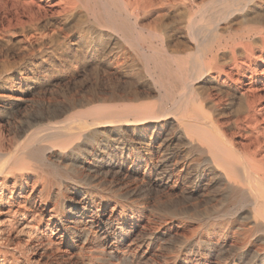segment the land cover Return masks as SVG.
<instances>
[{"label":"rangeland","instance_id":"1","mask_svg":"<svg viewBox=\"0 0 264 264\" xmlns=\"http://www.w3.org/2000/svg\"><path fill=\"white\" fill-rule=\"evenodd\" d=\"M33 1L44 11L37 13L33 7L37 15L36 21L31 22L30 11L22 6L15 8L12 0H0V96H7L0 100V153H11L15 142L35 134L40 125L67 122L87 109L159 105L158 97L150 92L149 77L142 72L143 61L138 52L127 44L117 51L104 39V45L85 39L80 30L87 25L81 23L85 18L67 24L57 15L56 0ZM207 1L215 7L220 0H204V4ZM201 3L196 1L190 15L196 14ZM250 9L253 11L242 17L221 21L218 34L223 39L235 40L251 31L254 68L258 58L264 57V0H257ZM148 16L140 17L137 25L148 30L158 27L157 33L165 39L164 50L173 53L179 40L180 58L194 53V43L185 32L172 36L164 30L177 17L165 13L156 22L154 14ZM207 27L213 29L214 25ZM59 28L62 30L58 31ZM255 30L263 33L255 34ZM65 35L67 38H63ZM144 39L142 45L148 53L162 49L161 39ZM221 52L219 62L223 64L230 49ZM246 76L243 82L247 85L231 84L240 90L232 97H223L221 111L206 112L234 145L243 140L245 133L243 117L234 112L240 92L249 97L254 90L261 97V103L257 101L255 106L260 109L259 123H264V91L260 90L264 77L256 71V84L250 86L249 74ZM194 86L199 93L207 92L204 82ZM97 95L101 99L94 100ZM226 100L234 104L230 106ZM190 113L185 115L186 120L193 117ZM197 114L203 118L199 111ZM237 118L240 122L236 125L232 121ZM98 131L89 144L77 141L81 145L78 152H45V158L57 168L54 172L48 168L39 171L47 182L49 196L46 203L39 202V182L32 193V212L25 215L29 218L36 213L39 217L31 222L38 228L34 235H28L26 229L20 231L25 221L21 215L10 218L4 213L8 202L30 192L36 176L27 175L29 184L21 195L17 187L8 183L0 206V249L7 255H0V264H246L249 256L244 261L238 257L240 251L231 237L218 239L205 233V214L218 208L225 196L221 186L205 171L200 154L189 151L186 142L179 138L182 131L172 119L143 129L123 126L117 131ZM70 170L76 171L81 180L65 178ZM55 179L61 180V184ZM6 218L14 220L13 227L7 226ZM213 222L216 224L219 219L215 217ZM200 238L214 245L198 243Z\"/></svg>","mask_w":264,"mask_h":264},{"label":"bare ground","instance_id":"2","mask_svg":"<svg viewBox=\"0 0 264 264\" xmlns=\"http://www.w3.org/2000/svg\"><path fill=\"white\" fill-rule=\"evenodd\" d=\"M196 1L56 0L57 15L63 18L67 24L74 21L81 22L82 18L86 19L81 22L83 25L87 24L86 27L75 25L78 28L81 27L79 29L85 34V39L97 40L96 42L100 45H104L106 41L117 51H121L123 44H127L139 53L143 61L142 72L149 77L150 92L158 97L159 105L133 107L132 104V107L122 109L108 106L87 109L86 112L66 120L67 122L40 125L37 127V131L35 130V134H30L28 138L15 142L16 147L11 153H0V206L3 200V191L7 190L9 182H11L10 187H17L16 190L20 194L24 187L29 184L27 175L31 173L36 176V179H32L30 192L26 196H20L17 201L8 202V208L6 212L4 211V214L10 218L21 215L22 219H25L24 226L20 231L26 229L28 235H34L38 232L37 226L32 224L34 219L39 218L36 213H31L29 218H25V215L31 211L32 193L39 182L42 184L39 202L44 204L49 196L46 189L47 182L41 177L42 175L40 176L39 171L42 168H48L54 172L57 167L50 163L48 157L45 158L46 151L55 153L67 149L71 153L78 152L81 145H77V141H80L82 145L89 144L97 132L99 133V129L111 128L113 131H117L123 126L143 129L153 127L159 121L170 118L182 131L179 138L186 142L189 151L200 154L205 171L221 186L225 196L224 202L220 206L218 205V208L210 209L211 211L205 214L208 220L204 226L205 233L207 236L215 235L218 239L231 237L235 241L236 249L240 251L238 257L242 261L246 256H249L246 264H264V123H259L260 120L258 119L261 115L258 111L260 109L256 110V102L261 97L259 98L251 88H248V92L250 90L252 92L251 96H246L243 94L244 92H240V97L237 96L238 101L237 105H234L236 107L234 112L243 117V131L245 129V133H242L244 134L243 140H239L238 145H234L230 139H226L215 120H212L211 116L206 113L219 111L223 104V97H232V93L240 90H235L231 84L247 85L243 82V79L247 77L246 74H249L247 79L250 86L253 83L256 84V71L264 77V57L260 56L258 64H254L255 67H252L251 60L256 56L253 48H251V31L235 40L223 39L218 34L221 21H228L231 18L233 20V17H237V15H241V17L246 15L251 10L250 6L253 5L254 7L257 0H218L219 3L215 7H210V2L207 1L208 3L204 4V0H201L200 7L197 8L196 12L194 11L196 14L190 15L192 7L197 5ZM212 1L215 2L216 0ZM12 2L18 6L15 8L22 6L28 12L30 11L31 22L36 21L37 15L33 12V7L37 8V13L44 11L33 0H12ZM165 13L167 15L173 14L177 18L172 22L170 21L172 24L170 27H164V30L170 31L172 36L181 31L185 32L184 35L195 46L192 55L185 58L179 57L177 54L180 47L179 40L174 41V43L176 42L174 44L176 50L173 48L175 51L168 53L164 50L165 39H161V35L156 31L158 27L149 30L145 28L146 31L137 25L138 19L142 16L154 14L156 16H154L156 18L154 21H159L165 17ZM241 17L239 18L241 19ZM210 24L214 25L213 29H211L212 27L208 28L209 26L206 28ZM158 26L160 29L163 28L160 23ZM57 30L61 31L62 28ZM204 30H206L205 34H203ZM254 32L255 34L263 33V31L256 30ZM144 37L161 39L162 49H152L151 53H148L142 45L145 43ZM63 38H67V36L65 35ZM228 48L230 49L228 59L222 60L225 62L220 64L219 54L221 53L222 56L223 52L221 51ZM239 50L241 51L240 54L237 53ZM197 82H204L208 85L206 93L197 92L194 86ZM261 88L260 90L264 91V85ZM5 96H0V100L7 98ZM215 96L217 98H213ZM97 99L101 98L97 95L94 100ZM18 101L21 100H15V102ZM169 101L171 103L167 105ZM231 101H227L229 105L232 104ZM197 111L202 114V119ZM188 112H191L193 117L186 120L185 115ZM232 122L237 125L240 120L237 118L236 120L233 119ZM238 133L240 132L238 131ZM1 142L0 138V144ZM33 163L37 165H33ZM65 178L74 181L81 180L77 172L73 170H70V174H67ZM55 180L61 184V180ZM214 216L219 219L216 224L213 222ZM10 218H6L4 221L7 222V226L13 227L14 220ZM198 243L214 245L211 241L201 240V238ZM0 255L6 257L7 253L4 249H0Z\"/></svg>","mask_w":264,"mask_h":264}]
</instances>
